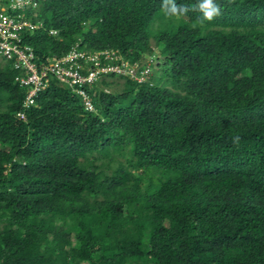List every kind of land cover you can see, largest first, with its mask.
Here are the masks:
<instances>
[{"label": "trees", "instance_id": "trees-1", "mask_svg": "<svg viewBox=\"0 0 264 264\" xmlns=\"http://www.w3.org/2000/svg\"><path fill=\"white\" fill-rule=\"evenodd\" d=\"M35 2L23 39L42 60L162 48L144 82L88 88L93 112L51 79L23 118L0 60V264H264V0H215L195 28L161 0Z\"/></svg>", "mask_w": 264, "mask_h": 264}, {"label": "built area", "instance_id": "built-area-1", "mask_svg": "<svg viewBox=\"0 0 264 264\" xmlns=\"http://www.w3.org/2000/svg\"><path fill=\"white\" fill-rule=\"evenodd\" d=\"M34 9L35 0H0V60L10 63L19 72L15 80L27 89L18 117L23 118L25 110L35 105L36 98L48 88L51 79L78 94L86 112L94 111L87 89L102 78L122 76L138 83L147 79L148 68L140 70L138 64H131L113 50L88 52L76 44L56 59L42 60L23 39L25 33L41 26L26 17ZM49 34L55 35L56 31L50 30Z\"/></svg>", "mask_w": 264, "mask_h": 264}, {"label": "clouds", "instance_id": "clouds-1", "mask_svg": "<svg viewBox=\"0 0 264 264\" xmlns=\"http://www.w3.org/2000/svg\"><path fill=\"white\" fill-rule=\"evenodd\" d=\"M161 8L169 18H180L187 15L190 11L199 12L201 15L197 18L196 23L193 24V28L197 27V25L203 26L206 21L210 22L221 14V7L215 0H197L191 6L187 4L178 5L177 0H161ZM131 64H138L140 67L148 68L149 72L150 70L152 71L151 64L145 62L144 59Z\"/></svg>", "mask_w": 264, "mask_h": 264}, {"label": "rangeland", "instance_id": "rangeland-1", "mask_svg": "<svg viewBox=\"0 0 264 264\" xmlns=\"http://www.w3.org/2000/svg\"><path fill=\"white\" fill-rule=\"evenodd\" d=\"M181 20L178 19H171V21H169L172 25V27H174L175 25H177ZM166 19H157L153 22V24L151 25V33H156L158 31H161V30H164L166 29L170 23H169ZM151 45L154 47V44L153 42L151 43ZM162 48L161 45H156V47H154L153 49V54H151L150 56H146L144 58V61L151 64V68H152V71H154V66L153 65H156V57L155 55H157L158 51H160V49ZM144 57V56H143ZM160 61V60H159ZM158 63V62H157ZM0 65H3V63L0 61ZM104 78H102L101 80H103ZM105 80H107L108 83H111V86L110 87H106L104 85H102L101 88L104 89L105 92L109 93V92H112V93H115V94H120L122 93L124 90H125V86H124V80L121 79V78H109V77H105ZM100 81V80H99ZM167 89L170 88L172 89V87L170 86H166L164 85ZM173 90V89H172ZM118 162H112V166H117ZM140 178L143 180V183L146 182V179L144 176H140Z\"/></svg>", "mask_w": 264, "mask_h": 264}]
</instances>
